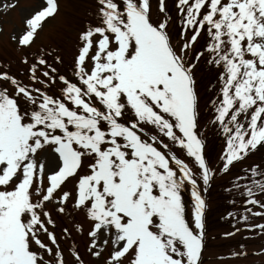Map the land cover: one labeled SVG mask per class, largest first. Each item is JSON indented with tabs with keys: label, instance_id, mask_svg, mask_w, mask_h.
<instances>
[{
	"label": "snow or ice",
	"instance_id": "6c2138e0",
	"mask_svg": "<svg viewBox=\"0 0 264 264\" xmlns=\"http://www.w3.org/2000/svg\"><path fill=\"white\" fill-rule=\"evenodd\" d=\"M85 3L74 39L37 45L60 14L38 0L0 60V264H204L225 177L222 238L264 236V155L247 163L264 154V0Z\"/></svg>",
	"mask_w": 264,
	"mask_h": 264
},
{
	"label": "rangeland",
	"instance_id": "374dc122",
	"mask_svg": "<svg viewBox=\"0 0 264 264\" xmlns=\"http://www.w3.org/2000/svg\"><path fill=\"white\" fill-rule=\"evenodd\" d=\"M17 4L16 8H5L6 4ZM38 3V0H0V28H3V32L0 33V59L8 60L11 56H19V53L15 52L14 46L9 43V36L14 31H19L23 27V19L27 15V11ZM66 4V0H60L61 11L60 14L56 17L55 20L49 21L45 26L44 32L40 34V37L37 39V45H49L54 44V41H60L62 39H67L71 37L75 38L77 32L75 25V18H77L78 11L73 9L70 14H67L63 11V6ZM66 23H74L71 25L70 30H66L61 25H66ZM68 26V25H67ZM63 33V35L61 34ZM71 40H68L64 48L67 49L68 53L71 54ZM17 65L13 64L12 67L17 70ZM217 147V152L219 151ZM218 180V179H217ZM213 205L215 206L214 202ZM217 209L211 207L209 212L210 225L213 227L211 237L209 239L208 247L210 248L208 252L209 257H214L219 253V244L224 247L228 244L229 241L235 240L237 244H244L245 249L249 255L236 257L233 260H227V262H233L234 264H264V256L255 255L264 249V236H256L255 233L241 232L235 237L229 239H217L213 234L219 236V234H224L227 231H232L233 229L227 222H224L223 214L224 210H221L219 214L216 213ZM254 223H264V219L256 218ZM245 236H252L254 238L247 239L242 241L241 238ZM213 237H215L213 239ZM215 248V250H214ZM235 252V251H234ZM224 252L226 258L233 257V253ZM87 259V257H86ZM213 261L209 262L206 260V254L204 255V264H212ZM90 264H96L92 261ZM222 264V263H219Z\"/></svg>",
	"mask_w": 264,
	"mask_h": 264
}]
</instances>
